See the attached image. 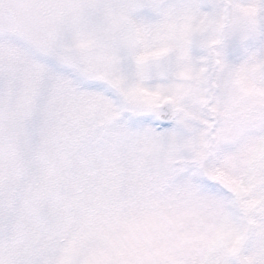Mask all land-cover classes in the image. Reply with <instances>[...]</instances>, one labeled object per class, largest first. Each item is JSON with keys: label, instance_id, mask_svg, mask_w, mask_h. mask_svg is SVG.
Here are the masks:
<instances>
[{"label": "rangeland", "instance_id": "obj_1", "mask_svg": "<svg viewBox=\"0 0 264 264\" xmlns=\"http://www.w3.org/2000/svg\"><path fill=\"white\" fill-rule=\"evenodd\" d=\"M101 2L0 0V209L6 204L12 217L9 231L0 230V264H25L32 254L28 238L45 215L59 224L46 264H181L180 258L200 245L227 244L233 232L242 234L253 222L229 226L220 217L199 237L178 222L162 225L154 202L119 195L111 167L85 152L84 134L106 118L109 106L99 95L79 90L75 77L108 81L138 106L179 99L177 93L161 95L144 86V62L172 45L153 47L164 38L155 27L139 26L128 13L112 8L97 12L93 6ZM256 3L234 0L233 14L222 16L219 27H253ZM91 12L98 20L84 23ZM219 38L215 34L209 41ZM115 40L137 62L134 78L119 73ZM48 59L67 71L51 73ZM249 60L225 66V82L236 91L264 92L252 77L260 66ZM178 75L195 78L186 62ZM37 118L39 127L33 130ZM218 176L240 187L222 172ZM207 213L219 217L218 210Z\"/></svg>", "mask_w": 264, "mask_h": 264}, {"label": "snow or ice", "instance_id": "obj_2", "mask_svg": "<svg viewBox=\"0 0 264 264\" xmlns=\"http://www.w3.org/2000/svg\"><path fill=\"white\" fill-rule=\"evenodd\" d=\"M233 3L102 0L93 6L97 12L112 8L128 13L139 26L155 27L164 38L153 47L172 45L144 62V86L161 95L177 93V102L138 106L108 81L75 77L79 90L99 95L109 106L106 118L84 134L83 148L111 167L119 195L154 202L162 225L178 222L195 237L206 235L208 225L219 223L220 217H226L229 226L253 221L246 232H233L229 243L202 244L181 257V264H264V92L236 91L225 82V66L253 57L249 63L260 66L253 81L264 90V0L254 5L253 27L225 23L220 28L221 17L233 14ZM97 12L83 22H96ZM215 34L220 38L212 44L209 37ZM113 48L119 73L134 78L137 62L132 52L119 40ZM185 62L194 79L178 75ZM47 64L51 73L67 71L52 59ZM32 127H39L38 118ZM221 172L240 187L218 176ZM252 200L256 203L249 205ZM209 208L218 210L219 217L209 215ZM11 221L5 204L0 209V230L5 234ZM58 238L59 224L41 217L28 238L32 254L25 264H46Z\"/></svg>", "mask_w": 264, "mask_h": 264}]
</instances>
